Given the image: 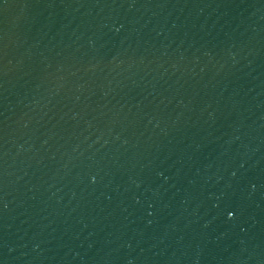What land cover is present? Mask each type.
<instances>
[{"label": "water", "instance_id": "1", "mask_svg": "<svg viewBox=\"0 0 264 264\" xmlns=\"http://www.w3.org/2000/svg\"><path fill=\"white\" fill-rule=\"evenodd\" d=\"M0 264H264V0H0Z\"/></svg>", "mask_w": 264, "mask_h": 264}]
</instances>
